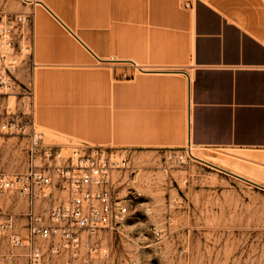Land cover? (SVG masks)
I'll return each instance as SVG.
<instances>
[{
    "label": "crops",
    "instance_id": "1",
    "mask_svg": "<svg viewBox=\"0 0 264 264\" xmlns=\"http://www.w3.org/2000/svg\"><path fill=\"white\" fill-rule=\"evenodd\" d=\"M41 1L38 126L97 146L264 152V0ZM28 163L29 141L25 168L0 173Z\"/></svg>",
    "mask_w": 264,
    "mask_h": 264
},
{
    "label": "rangeland",
    "instance_id": "2",
    "mask_svg": "<svg viewBox=\"0 0 264 264\" xmlns=\"http://www.w3.org/2000/svg\"><path fill=\"white\" fill-rule=\"evenodd\" d=\"M35 2L0 0V20L5 13L40 9ZM27 30L34 43L33 24ZM20 61L11 81L0 84V119L24 123L26 133H42L47 144H82L36 124L33 51L25 50ZM28 141V134L0 137V171L25 168ZM186 148H115L129 161L117 177V191L131 211L120 233H102L98 240L109 247L111 264H264V188L252 181L264 180V152L194 147L204 161L192 157L185 162L179 153ZM0 203L26 209L24 200L9 194L0 193ZM9 250L0 238L1 259Z\"/></svg>",
    "mask_w": 264,
    "mask_h": 264
},
{
    "label": "built area",
    "instance_id": "3",
    "mask_svg": "<svg viewBox=\"0 0 264 264\" xmlns=\"http://www.w3.org/2000/svg\"><path fill=\"white\" fill-rule=\"evenodd\" d=\"M184 6L190 7V2ZM34 16L30 8L1 17L2 85L11 81L24 51H33L27 27L34 23ZM25 41L29 44L24 47ZM26 132L18 120L0 119V137H29L28 168L16 174L0 173V193L26 203L24 211L0 203V238L6 239L10 249L0 257V264H111L109 247L98 240L102 233H120L129 220L130 203L117 191V177L129 167L128 158L115 147L47 144L42 133ZM192 146L179 153L182 161L192 158ZM20 219L25 223L20 225Z\"/></svg>",
    "mask_w": 264,
    "mask_h": 264
},
{
    "label": "bare ground",
    "instance_id": "4",
    "mask_svg": "<svg viewBox=\"0 0 264 264\" xmlns=\"http://www.w3.org/2000/svg\"><path fill=\"white\" fill-rule=\"evenodd\" d=\"M32 1H33V0H32ZM38 1H39V2H42L41 0H38ZM34 2H35V0H34ZM35 3H36V2H35ZM188 144H189V143H188ZM194 147H195V146L193 145L192 148L194 149ZM192 157L195 158V159H200V160L204 161V159H203L200 155H198L197 153H194V152H193V153H192ZM243 177H244V176H243ZM244 178H245V177H244ZM247 180H248V178H247ZM252 181L255 182L256 184H257V183H258V184H261V182H259V181H257V180H253V179H252Z\"/></svg>",
    "mask_w": 264,
    "mask_h": 264
},
{
    "label": "water",
    "instance_id": "5",
    "mask_svg": "<svg viewBox=\"0 0 264 264\" xmlns=\"http://www.w3.org/2000/svg\"><path fill=\"white\" fill-rule=\"evenodd\" d=\"M235 176H237V175H235ZM237 177H240V176H237ZM254 184H256V183H254ZM256 185H258V184H256ZM262 188H264V186H261Z\"/></svg>",
    "mask_w": 264,
    "mask_h": 264
}]
</instances>
